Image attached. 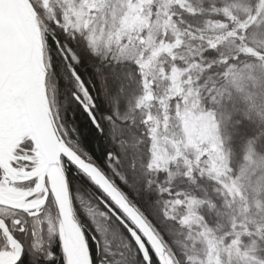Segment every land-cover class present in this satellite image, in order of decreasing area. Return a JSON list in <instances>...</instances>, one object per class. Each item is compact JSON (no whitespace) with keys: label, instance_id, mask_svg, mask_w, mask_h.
I'll return each instance as SVG.
<instances>
[{"label":"snow or ice","instance_id":"obj_1","mask_svg":"<svg viewBox=\"0 0 264 264\" xmlns=\"http://www.w3.org/2000/svg\"><path fill=\"white\" fill-rule=\"evenodd\" d=\"M0 264H264V0H0Z\"/></svg>","mask_w":264,"mask_h":264}]
</instances>
